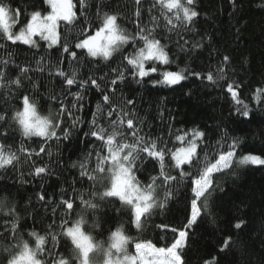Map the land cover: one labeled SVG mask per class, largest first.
Returning <instances> with one entry per match:
<instances>
[{
	"label": "trees",
	"instance_id": "trees-1",
	"mask_svg": "<svg viewBox=\"0 0 264 264\" xmlns=\"http://www.w3.org/2000/svg\"><path fill=\"white\" fill-rule=\"evenodd\" d=\"M13 9L22 10L20 25L33 11L46 13L49 7L42 0H6ZM76 4L78 19L74 25H60V44L51 48L46 41L37 39L41 45L33 48L22 43L12 44L0 38V58L7 59L12 54L14 63L9 65L8 76L15 78L19 68L30 66L36 68V61L43 57L44 71H31L26 75L31 79H23L24 87L15 86L0 88V113L6 114V120L0 121V144L5 150L16 152L19 161L14 165L0 168V199L5 195V208L0 211V225L10 223L13 217L7 214L14 208L22 225L17 231L16 239L5 235L6 230L0 229V264H4L6 253L4 248L28 241L34 246V238L30 231L45 235L52 230L60 233L59 225L66 216L60 201L65 198L77 197L75 212L69 217L70 222L85 216L86 230L91 232L98 241H108L110 231L122 227L125 234L133 242L151 241L158 247L170 246L178 237V231L184 230L191 213V188L189 179L185 177L173 183L174 195L165 207L155 208L150 216L142 220V227L137 229L132 221L130 207L123 205L116 198L104 201L97 199L98 211L86 213L79 206V195L89 198V192H102L107 181L98 177L93 185L91 181L80 176L81 165L91 170L95 167L96 153L102 144L90 133L92 113L96 104L101 101V92L95 88L80 89L78 85L71 87L64 83L62 77L56 76L58 62L65 72L78 69L77 79H86L89 75L107 78L101 82V88L111 87L109 81L115 76L113 69L123 71L126 79L117 85L114 102L134 100V106L127 109L139 118L138 127L141 135L152 139L161 138L168 148L179 147L175 137L178 134L193 130L205 133L199 144L198 157L203 162L204 154L212 159L219 151L228 150V146L237 141L236 158L229 170L215 176L214 188L208 198V208L202 210L197 222L187 229V245L182 250L185 264H264V165H241L239 158L247 155H259L264 158V96L256 98L257 90L264 91V0H196L195 8L199 16L194 23L185 29L180 25L169 32L168 25L159 6L153 7L155 0H141L140 17L135 13V0H87V14H81L79 0ZM102 5V12L115 13L119 23L130 35H135L138 25L146 30L155 27L152 16L158 17L153 35L166 46L171 63L155 64L156 73H150L142 80L134 79L131 66L122 59L123 55L133 52L134 45L124 46L121 52L114 54L109 61L102 58H91L82 50L74 49L80 38V31L86 21L95 20L96 5ZM151 10V11H150ZM184 41H188L185 44ZM67 43L77 51L78 59L73 61L63 52L62 45ZM202 47L193 48L194 44ZM142 46L137 42L135 47ZM228 56L230 63L224 65L223 57ZM186 70L187 79L177 85L154 83L162 80L163 71ZM52 73L51 75L49 73ZM212 72L216 82H209L205 74ZM192 73H199L194 76ZM223 77V79H221ZM239 85L236 89L241 104H236L227 91L228 83ZM80 92L84 99L80 101L83 109H71L73 94ZM111 94V93H110ZM29 95L38 102L41 115L57 119L61 102L80 118V123L73 126V119L66 114L63 123L57 130H67V139H45L42 137H24L18 124L12 119L15 112L22 108V97ZM247 105L249 117L244 118L237 113V108ZM107 108L105 107V112ZM115 118V116L113 117ZM100 123L106 124V120ZM125 134H130L126 128ZM41 147L46 149L40 153ZM31 152L30 157L20 151ZM37 153H39L37 155ZM167 171L177 175L174 162L166 158ZM76 167H73V165ZM37 166H47L48 173L41 176L33 174ZM136 175L142 183H147L150 176L159 172L157 161L145 158L137 161ZM186 171H195L186 168ZM158 199L164 197V186L157 181ZM45 200L38 199L39 194ZM65 193L67 195H65ZM55 221V224L53 223ZM99 222L101 229L95 228ZM242 223L241 228L235 225ZM231 237L230 246L224 248V241ZM134 243H130L133 245ZM46 248L56 256V249L49 240ZM223 248V250H221ZM72 246L67 238H59V251L65 256L71 254Z\"/></svg>",
	"mask_w": 264,
	"mask_h": 264
},
{
	"label": "snow or ice",
	"instance_id": "snow-or-ice-1",
	"mask_svg": "<svg viewBox=\"0 0 264 264\" xmlns=\"http://www.w3.org/2000/svg\"><path fill=\"white\" fill-rule=\"evenodd\" d=\"M235 0H233V3ZM49 7V11L42 13L40 10H33L26 18L23 26L18 31H14L20 25V17L22 15L21 8L15 9L6 2L0 0V38L6 42L16 44L20 42L33 48H39L41 45L39 40L46 41L49 48L60 44L61 32L60 25H74L78 19L76 4L73 0H42ZM137 4L136 17L139 18L141 13L139 5L141 0H135ZM196 0H155L153 7L159 6L161 15L167 22L168 31L171 32L183 25L188 29L195 19L199 16V12L195 8ZM87 0H79L81 14H87ZM102 5H96L95 20L86 21L85 26L80 31V38L74 44V49L82 50L88 57H100L104 61H109L114 54L121 52L124 46L132 43L134 45L133 52L123 55L122 59L131 66V75L134 79L142 80L149 76L150 73H156L155 64L168 65L171 63L166 46L157 39L153 33L158 17L152 16L155 27L145 29L138 25L139 31L135 35H130L121 27L119 17L115 13L102 12ZM151 11V10H150ZM142 43V46L135 47L136 43ZM188 44V41H184ZM202 44H194L193 48L202 47ZM5 47L0 44V48ZM64 53H67L73 61L78 59L77 51L72 50L67 43L62 45ZM43 57L36 61V68L30 66L19 68L18 75L15 78L8 76L9 65L14 63L12 54L8 53V58H0V88H9L15 86L16 89L24 87L23 79H31L26 74L31 71L43 72ZM58 62L55 75L62 77L64 83L71 87L78 85L80 89L95 88L101 92V101L96 104V111L92 113V126L90 133L96 140L102 144L100 152L96 153L95 167L88 170L81 165L80 176L91 181L93 185L97 182L98 177H102L107 181V186L102 192H89V198L85 199L83 195H79V206L83 207L86 213H94L99 210L100 205L95 201L97 199L104 201L108 198H116L123 205L130 207L132 212V221L137 229L142 227V220L150 216L152 211L157 208L166 206L168 200L174 195L171 188L172 184L178 180L187 177L190 181L191 188V213L184 226V230L172 228L173 232L178 231V237L170 244V246L158 247L151 241L133 242L130 237L125 234L122 227H117L110 231L108 241H98L96 237L86 230L87 218L81 216L70 222L69 217L75 212L77 205V197H69L62 199L60 204L66 213L59 225L61 231L56 233L50 225L49 233L42 235L33 230L28 235L34 238L35 244L32 246L26 240H20L18 243L12 244L10 247L4 248L6 253L4 264H185L182 250L187 245V229H190L201 216L202 210L208 208V198L215 184V176L229 170L236 158L237 141L228 146V150L219 151L212 159L208 158V153L204 154V160L198 157V149L200 142L204 139L205 133L199 130H193L190 134L184 132L176 135L175 139L179 142V147L168 148L161 138L152 139L150 136L141 135L142 129L138 127L139 118L134 112L127 109V106H134V100L126 99L122 103L114 102L117 85L125 79V73L117 69H113L115 76L109 81L111 87L101 88V82L107 78L105 76L96 77L89 75L86 79H77L78 69L73 68L70 73L65 72ZM222 63L228 65L230 58L223 57ZM186 70L180 71H163L161 73L162 80L154 81V83H163L166 85H177L181 81L187 79ZM52 74L51 72L49 73ZM194 76H200L199 73H192ZM209 82H216L212 72L205 74ZM223 79V77H221ZM238 84L228 83L227 91L231 94L236 104H241L238 98ZM111 93V94H110ZM74 99L71 109L80 111L83 104L80 103L84 99L80 92L73 94ZM264 96V91L257 90L256 98ZM105 107L107 111L105 112ZM70 108L61 102V106L57 113V119L53 120L50 116L41 115L38 110V102L24 95L22 97V108L17 110L12 119L18 124L24 137H42L45 139H67L69 132L62 130L63 136L58 135L57 130L61 128L63 123L62 117L66 114L73 119V126L80 123V118L75 116ZM237 113L244 118L249 117L247 105L243 108H237ZM115 116V118H113ZM6 114L0 113V121L6 120ZM106 120V124L100 123ZM126 128L130 134H125L123 129ZM6 133H0L4 136ZM26 153L27 157L32 155L26 149H21ZM46 149L41 147L39 152L43 153ZM39 153H37L38 155ZM150 158L159 164V172L155 176H150L147 183H142L136 172L138 171L137 161ZM166 158H170L174 162V168L177 175H170L167 171ZM19 161L16 152L5 150V145L0 144V168L14 165ZM241 165H264V158L259 155L247 154L239 158ZM73 167H76L74 164ZM186 168H193L195 171H186ZM47 166H37L34 168L33 174L41 176L47 174ZM157 181L164 186V197L158 199ZM65 195H67L65 193ZM7 196L0 199V211L5 208V200ZM38 199L45 200L43 193L39 194ZM9 217H13L10 223L0 225V229L6 230L5 235L16 239L17 231L22 227L19 223L18 215H15L14 208L10 209ZM55 224V221L53 222ZM243 222L235 225L241 228ZM95 228L101 229L99 222H94ZM63 236L67 238L72 246L71 254L65 256L59 251V238ZM49 240L52 247L56 249V256H52L50 250L46 248ZM231 237L224 241V248L230 246ZM134 243V253L129 254L128 246ZM223 250V248L221 249ZM209 264V262H206Z\"/></svg>",
	"mask_w": 264,
	"mask_h": 264
},
{
	"label": "rangeland",
	"instance_id": "rangeland-1",
	"mask_svg": "<svg viewBox=\"0 0 264 264\" xmlns=\"http://www.w3.org/2000/svg\"><path fill=\"white\" fill-rule=\"evenodd\" d=\"M49 10H50V9H49ZM49 10H48V11H49ZM18 30H19V27L17 26V28L14 29V31H18ZM35 39H38V37H36ZM18 43H20V42H18ZM128 252H129V254L134 253V244L128 246Z\"/></svg>",
	"mask_w": 264,
	"mask_h": 264
}]
</instances>
